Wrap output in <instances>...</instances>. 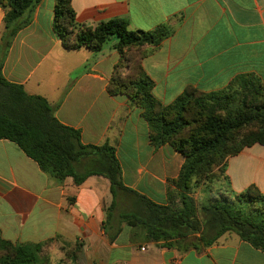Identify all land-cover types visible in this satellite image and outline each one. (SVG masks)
I'll use <instances>...</instances> for the list:
<instances>
[{"label":"crops","instance_id":"0c3cea01","mask_svg":"<svg viewBox=\"0 0 264 264\" xmlns=\"http://www.w3.org/2000/svg\"><path fill=\"white\" fill-rule=\"evenodd\" d=\"M72 3L79 24L126 19L132 31L172 28L161 44L144 48L150 53L142 60L154 82V96L165 105L190 87L216 92L248 75L264 83V0ZM55 6L56 0H41L31 24L18 33L5 59V78L56 106L57 119L79 130L84 144L115 147L125 186L167 204L168 191L174 189L169 181L179 176L184 156L168 144L155 148L142 109L132 107L126 95L109 94L120 61L117 39L100 52L65 49L53 28ZM4 17L0 7V42ZM227 175L234 191L255 186L264 194V145L230 158ZM112 201L108 179L92 176L77 186L67 178L60 184L15 143L0 140V237L6 241L78 242L82 252L74 264H264V252L235 234L201 250L181 252L164 242L146 241L117 216L105 226Z\"/></svg>","mask_w":264,"mask_h":264},{"label":"trees","instance_id":"16d2710c","mask_svg":"<svg viewBox=\"0 0 264 264\" xmlns=\"http://www.w3.org/2000/svg\"><path fill=\"white\" fill-rule=\"evenodd\" d=\"M40 2L0 0L5 12L0 42V140L15 143L60 184L67 178H73L77 186L92 176L108 179L113 201L105 226L117 216L142 232L146 241L164 242L181 252L212 246L226 234H235L264 252V194L255 186L234 191L227 175L230 158L254 145H264V83L248 75L216 92L190 87L165 105L154 96V82L144 71L142 60L150 53L144 48L158 46L170 37L171 27L132 31L126 19L87 26L78 23L73 0H56L53 28L65 49L100 52L117 39L120 61L109 83V94L126 95L132 107L142 109L155 148L168 144L185 158L179 176L169 181L174 189L168 191L167 204H156L125 186L115 147L84 144L79 130L57 119L56 106L5 78L8 51L18 33L31 24ZM222 174L229 196L209 197L199 204L194 191L202 186L204 193L212 191L209 184ZM126 197H130L132 209L117 212ZM57 241L70 249L59 264H74L81 255V244ZM54 244V240L13 244L0 237V264H51L42 252Z\"/></svg>","mask_w":264,"mask_h":264},{"label":"rangeland","instance_id":"374dc122","mask_svg":"<svg viewBox=\"0 0 264 264\" xmlns=\"http://www.w3.org/2000/svg\"><path fill=\"white\" fill-rule=\"evenodd\" d=\"M214 173L216 174V176L219 174V167H217L214 170ZM224 176L225 175H223V174L220 175L219 177H217V179L213 180V183L211 182L212 184L211 183L209 184V186H211L212 191L209 190V192L207 194L204 193L205 192V186L197 188L194 191V197L199 204L209 197L229 196L230 188L228 187V184L224 181ZM218 179H220L219 182H218ZM124 202L126 203V205L120 206L119 209L117 210V212H122V211L131 209L129 197L124 198ZM66 248L67 247L64 248V246H62L61 243H57V245L55 243L54 245L44 247L43 252H42V257L44 258V260L46 258L51 259V264H52L53 260L55 262H57L60 259H62L63 257H65V254L68 253V251L70 250V249L68 250Z\"/></svg>","mask_w":264,"mask_h":264}]
</instances>
